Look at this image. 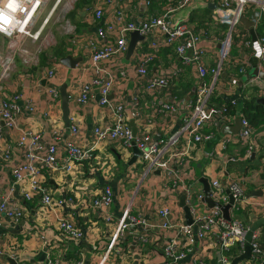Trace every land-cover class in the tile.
<instances>
[{"label":"crops","instance_id":"crops-1","mask_svg":"<svg viewBox=\"0 0 264 264\" xmlns=\"http://www.w3.org/2000/svg\"><path fill=\"white\" fill-rule=\"evenodd\" d=\"M175 2L176 0H151V4H148L146 0H135V2H132V0H111L110 3L102 4L104 17L91 21L90 17H86L83 13L85 5H93V0H87L83 5L80 4L75 12L76 20H79L82 24L77 26L68 18L74 25L71 32L67 33L65 37L54 38L52 42L54 44L57 43L54 49L63 50L65 53L63 55L69 53L73 56L82 57L75 66L68 67L60 62L59 57L63 56L62 54L49 53L46 55L48 51L41 49L44 47L43 44L37 49V51L41 50L42 52L38 54L39 62L33 66L24 65L20 59L16 60L12 74L3 81L0 97L17 90L22 94L21 99H19L20 105L23 107L25 99H32L35 109H24L16 117L17 128L15 130L5 127L1 123L2 118L0 117V128L2 131L0 143L8 144L11 151V157L7 161L0 158V193L8 192L11 189L12 199L16 204L21 205L24 210L23 217L18 221L0 214V234L2 235L0 246L3 247L4 251H7V254L0 256L1 264H9L8 256L14 257L16 264H43L48 256L59 258L63 264H74L80 259L83 260V264L194 263L191 255H187L177 263L167 262L163 243L175 236L176 229L174 227L161 229L150 225L159 218L157 209L162 205H167L169 208V213L166 215L167 219L185 221L184 210L179 205V197L183 194L180 189L170 188L164 181L160 171L156 172V170L144 173L143 168L138 178L133 177V174L131 177L129 175L127 178H123V172L114 173L111 171L109 175L103 174V171L107 169L106 163L104 164L101 157L110 156L111 153L108 149L114 152L117 158L122 159L124 166L134 163L137 159L142 160L141 154H139L134 161L128 163L133 155L131 146H127L130 148V151L126 157L125 148L127 147L120 146L117 141H108L95 149L90 159L76 162L74 168L69 172H56L51 175L43 173L41 179L49 182L50 185L47 184L46 186L52 190L55 198L59 195L63 196L75 193L72 205H64L55 211L43 207L37 195L31 199L23 198L11 174V166L23 158V149L17 143V135L20 129L31 128L39 131L44 141L50 140L53 128L62 129L65 135L68 134V126L63 121L60 101H51L45 92V88L50 82L44 78L45 71L50 67L56 66L51 81L57 85L58 90L60 85L66 83V91L70 96L68 101L69 119L74 116L79 121L83 132V142L88 143L87 141L91 137L92 126L97 122H110L112 118L106 106L99 103L96 88L92 97L85 104L77 103L74 98L79 92L80 87L88 83L94 74V70L90 64V50L87 42L92 40L97 44H104L113 41L114 34H108L106 39H101L97 36L96 30L106 20L114 18V14L118 9H125L127 17L139 22L151 14L162 12L168 3ZM205 8L200 2L193 8L186 6L177 8L172 12L171 16L175 19H182L186 23L196 24L205 16ZM204 22L209 25L208 31L210 35H218L216 27H219V33H221L222 25L215 27V24L209 17ZM239 27L241 32L246 33V31H249L244 23L239 24ZM150 38L151 35L148 34L144 38L137 39L135 47L129 55L126 54V48L123 53L103 63V66L106 70L112 71L117 75L114 87L108 93V98L112 102L123 101L127 104L125 122L134 133H139L142 130L143 124H146L153 139L160 141L175 133L183 125L189 114V111L184 109L183 104L194 97L198 73L195 65L183 63L179 56H175V54H172L167 49V51H162L148 64V75L168 74L170 77L168 89L164 90L163 88L159 91L144 89L145 79L137 73L135 67L139 55L148 51V41ZM73 39H77L78 42L73 41ZM129 39L130 33L128 41ZM204 41L202 42L203 44L211 46L209 52L204 56L205 62L210 68L217 61V43H214L215 40L212 39ZM6 42L7 39L0 34V50L5 48ZM244 51L232 45L227 58V62H229L231 58L236 59L240 55L244 59L249 60V63L245 64L246 67H243V74L239 77L237 76L236 81L233 83L229 82L226 63L211 93L221 95L223 98L227 97L230 101L231 98H236L234 104L230 103L235 107L234 112L231 113L229 110H226V113L234 116L232 118L227 117V119H220L219 117L218 131H216L213 125H205L203 127V132L212 131L214 135L212 134V137L209 139L194 143L190 152L192 176L188 178L187 183L190 184L194 194L200 193L203 196L204 184L200 179L202 176L208 179L210 185L212 178L223 180L226 175L238 176L245 190V200L247 201L238 206L236 210L239 212V215L236 214V217L247 225H250L257 217L264 216V208H255L251 204L252 200L264 199V167L260 165V163L264 164L261 161L264 157V124L256 128L258 140L256 144L258 149H255L256 151L248 157L243 155L244 147L242 144L235 141H229L220 153H212L215 148L217 151L218 147L219 149L221 148L220 142L225 136V133L221 130L222 126L232 125L234 118L241 108V103L238 102L239 91L242 90L240 87L243 86V89L247 88L246 94L253 93L257 97L261 96L258 94L257 89H253L254 86H257L249 84L248 80L254 76L258 84L263 82V80L257 75H245L247 69L251 67V57L254 55L250 52L243 53ZM41 54L46 57L44 62H42L40 57ZM120 71H123L124 74H119ZM138 87H140L141 91ZM138 91L140 92L137 108L140 114L135 115L130 106L133 93H137ZM187 96L188 98H186ZM175 99L181 101L177 110H166L165 103H174ZM222 106H224V103L221 106L212 104V107L215 108ZM226 135L233 138V135L228 134V132H226ZM234 155L237 157L235 160L227 161L229 156ZM100 168L103 170H99ZM125 179L126 183L124 182ZM124 183L127 186L130 185L132 188L126 190L123 185ZM106 184L114 191V199L110 207L112 220L121 217L124 208L128 207L130 214L144 217L149 226L148 228L145 227L146 223L134 224L135 227H131L132 224L129 225L123 234L119 251L112 250L109 252L108 257L104 258V253L111 237V221H105L95 209L89 206L88 203H85L81 198V193L84 190L98 189ZM227 190L228 188H224L225 194L229 198ZM197 207L200 210L203 208L207 209L208 205L205 201H202L197 202ZM246 214L248 215L246 216ZM62 215L72 216L84 230V236L81 240L77 241L78 243L64 237L56 229V217ZM113 223L115 222L113 221ZM262 225L256 228L260 237L264 233ZM263 244L260 245L264 251ZM194 252L201 254L204 259L216 260L220 256L221 251L216 247L204 249L201 245L197 244L194 247ZM239 253L241 251L236 246H233L230 251H225L223 254L232 260ZM244 260H248L249 264H255L250 261V257ZM241 261L236 264H239Z\"/></svg>","mask_w":264,"mask_h":264},{"label":"built area","instance_id":"built-area-1","mask_svg":"<svg viewBox=\"0 0 264 264\" xmlns=\"http://www.w3.org/2000/svg\"><path fill=\"white\" fill-rule=\"evenodd\" d=\"M210 1L215 2L213 8L208 7ZM48 2L49 0H0V34L7 39L5 48L0 50V91L3 81L12 74L17 59H20L24 65H32V62L38 60V55L32 51V47L27 44V41L34 42L40 37L44 25L60 0H54L48 14L33 29L40 12ZM110 2L111 0H93L92 6L85 5L83 7V13L86 17H90L91 21L102 19L104 17L102 4ZM200 2L204 7L210 9V20L215 25L224 27L223 36H220L221 33L212 36L196 31L194 24L186 23L182 19H175L171 16L177 8L184 6L193 8ZM124 10L118 9L114 18L106 20L103 25L97 27L96 33L99 38L106 39L108 34L112 33L114 34L113 41L104 44H97L92 40L87 42L90 50V64L94 74L88 83L80 87L79 92L74 97L77 103L85 104L92 97L96 88L98 101L105 105L110 112L111 121L95 123L92 126L88 143L83 142L82 127L74 116L70 117L68 134L65 135L62 129L53 128L49 141H44L39 131L31 128L20 129L17 135V143L23 149V158L11 166L12 177L23 198L31 199L37 195L43 207L55 211L64 205H72L75 193L59 195L55 198L52 190L41 179L43 173L51 175L56 172H69L74 168L76 162L90 159L92 152L108 141H117L122 147L131 146L133 141L142 151L140 156L144 164L143 172L147 173L158 169L170 188L180 189L183 192L185 202L188 204L192 215V222L186 223L183 220L167 219L166 215L169 213L167 205H162L157 209L159 218L150 225L161 229L171 227L176 229L175 236L163 243L167 262L177 263L187 255H191L194 260L193 264H230L231 259H228L229 257L227 258L223 253L230 251L233 246L242 252L246 243L245 235L249 225L233 216V212L238 206L247 201L245 200V190L238 176L226 175L223 180L212 178L210 181L211 196L217 203L207 209L200 210L197 207V202H200L202 194H194L190 184L187 183L188 178L192 176L190 152L194 143L212 137V131H202L205 125H213L218 131L219 117L220 119H227V117L232 118L234 116L226 113L227 107L225 105L215 108L209 104L211 93L219 79L222 68L227 63L231 46L235 43L240 49L245 50L243 53L250 52L253 54L257 59L258 67L264 70V0H176L175 3H168L163 11L157 15H150L139 22L127 17ZM242 16L253 22L256 39H252L249 31L246 33L240 31L239 24L243 23L241 21ZM66 22L65 32L70 33L74 25L68 17H66ZM260 24L262 25V33H257ZM133 30H138L144 37L148 34L151 35L148 41V51L139 55L135 67L137 73L145 79L144 89L157 91L163 88L164 90L168 89L170 83L168 74L148 75V64L158 56L159 49L164 46L174 44L176 55L183 63L195 65L198 73L194 97L183 104L184 109L189 111L183 125L175 133L160 141L153 139L146 124H143L139 133H134L125 122L127 104L123 101L112 102L108 98V93L114 87L117 75L106 70L103 63L126 50L129 33ZM211 39L217 43V61L214 66L209 68L204 56L209 52L211 46L202 42ZM73 41L78 42L77 39H73ZM254 41H259L260 44L261 53L259 57L253 48ZM242 62L245 65L249 63V60L243 57ZM55 68L56 66L50 67L44 73L45 80L50 81L45 92L51 101H60L58 87L51 81ZM208 69H210L209 79L206 78ZM119 74H124V72L120 71ZM262 80L263 82L260 84L256 83L255 76L248 80L249 84L257 86L259 95H261L260 90L264 89V79ZM234 81H236L234 76L229 77V82L233 83ZM138 89L140 90V87ZM140 91L132 95L130 107L135 115L140 114L137 108ZM21 97L22 94L17 90L0 97V117L4 120L5 127L10 130L17 128L16 117L24 109H35L32 99H25L22 107L19 103ZM235 102L236 98H231L230 103L234 104ZM180 103L179 99H175L174 103H165V108L169 111H175ZM237 115L241 120L238 132L228 133L233 135V138L225 133L220 142L221 148L218 147V151L215 148L213 154L220 153L229 141L241 143L244 147L243 155L246 157L258 149L256 128L240 112V109ZM0 138H2L1 128ZM10 157L9 145L0 143V158L7 161ZM236 158V155L229 156L227 161ZM261 161L264 162V157ZM101 170L103 169L101 168ZM104 172L108 174L107 170ZM224 188H228L233 197L230 218L223 215L219 204L228 201ZM81 198L95 209L105 221L115 222L111 229V237L104 258H107L112 250L119 251L123 234L129 225L147 224L144 217L130 214L128 207L124 208L121 217L112 220L110 207L114 199V191L108 184L98 189L84 190L81 193ZM251 204L255 208L262 209L264 208V199L252 200ZM0 214L14 221H18L24 215L23 207L16 204L12 199L11 189L8 192L0 193ZM55 225L64 237L74 242L81 240L85 233L72 216H57ZM1 236L0 234V239ZM197 244L204 249L207 247L218 248L221 251L220 256L216 260L204 259L201 254L194 252V247ZM250 245V261L255 264H264V251L259 242V232L256 229L252 232ZM4 254H7V251H4L3 247L0 246V256ZM43 264L63 263L59 258L48 256ZM74 264H83V260H77Z\"/></svg>","mask_w":264,"mask_h":264},{"label":"water","instance_id":"water-1","mask_svg":"<svg viewBox=\"0 0 264 264\" xmlns=\"http://www.w3.org/2000/svg\"><path fill=\"white\" fill-rule=\"evenodd\" d=\"M214 6H215V2H211V1L208 2L209 8H213ZM241 21L248 27L252 39H256V33H255L254 28H253V22L245 16L241 17ZM140 38H144V35L140 34L138 32V30H133L130 32V39L128 41L127 50H126L127 55H129L133 51V49L135 47L136 40L140 39ZM81 58H82L81 56H73V55L68 53L66 55L59 57V61L64 63L68 67H73V66H75V64L79 60H81ZM251 61H252L251 70L250 71L247 70L245 75L246 76L257 75L260 78L264 79V70L260 69L258 67L256 57L255 56L251 57ZM59 91H60V103H61L60 105H61L63 121H64L66 126H69L70 119H69L68 101H69L70 96L66 91V83H63L62 85H60ZM237 97H238V95H237ZM186 98H188V96ZM256 102L264 105V96L263 95L258 96L256 98ZM1 123L4 124L3 119H1ZM240 126H241V120H240L239 115H237L234 118L232 125H224V126H222L221 130L223 133H226V132L237 133ZM131 147L133 149V155H132L131 159L128 161V163H131L132 161H134L135 158L139 154H141V152H142L141 149H139L134 144L133 141H132ZM158 171L159 170L157 169L156 172H158ZM200 179L204 184L203 196L201 197L200 202L205 201L207 203L208 207H210V206L216 204L217 201H215L211 196L212 190H211L208 179L204 176H202ZM227 191L229 193L228 201L226 203H219V204H220L223 215L226 218H230V207H231V204L233 202V197H232V194L229 192V190H227ZM179 205L182 206V208L184 210L185 222L191 223L192 222V215H191L190 208H189L188 204L185 202V195L184 194H181L179 197ZM261 224H264V216H259L251 222V224L249 225V228L246 232V235H245L246 243L244 245L243 251L241 253H239L238 255L234 256L232 258L230 264H236L239 261L250 257V254H251V245H250L251 235H252L253 230H255L257 227H259ZM148 226H149L148 224L145 225V227H147V228H148ZM131 227H135V225L132 224ZM7 259L9 260V264H16V259L14 257L8 256Z\"/></svg>","mask_w":264,"mask_h":264},{"label":"rangeland","instance_id":"rangeland-1","mask_svg":"<svg viewBox=\"0 0 264 264\" xmlns=\"http://www.w3.org/2000/svg\"><path fill=\"white\" fill-rule=\"evenodd\" d=\"M76 1L77 0H60V2L57 4L53 12L50 14L48 21L44 25V29L41 32L40 37L34 42L27 41V44L30 47H32V51H35L37 55L41 52V50L37 51V49L42 44L44 45L45 48L43 47L41 49L48 51L46 52V55L49 53L54 54V47L57 46L56 45L57 43L56 44L52 43L53 39L54 38L59 39L60 37H65V35L67 34L65 32V26H67L66 16L68 17V13L70 10H73V12H75L76 8H78V6L76 8H73ZM53 2L54 0H49V2L45 4V6L43 7L42 11L40 12L38 16V19L33 29L36 28L42 22L43 17H45L48 14ZM77 4H79V1L77 2ZM71 19L74 21V17H70V20ZM38 62H39V59L36 62H32L31 66H33L34 64ZM247 70L250 71L251 67H249ZM260 94L264 95V89L260 90ZM115 144L117 145V143ZM125 150H126L125 156L127 157L129 154L130 148L127 147L125 148ZM108 151L111 153L110 156L101 157L102 158L101 160L104 162V164L106 163L105 166H106L107 173H108L107 175H109V173L113 171L114 173L123 172L124 174L123 178H127V176L129 175H130L129 177H131L132 174H133V177H136V178L139 177L141 170L144 168V164L141 159H137L134 163L129 164L127 166L125 165L126 166L125 167L122 159L117 158V156H115V153L112 152L110 149H108ZM99 170H101V168ZM103 174L105 175L104 171H103ZM124 182L126 183V179L124 180ZM125 183L123 185L126 188V190H130L132 187L130 185L127 186ZM236 214L239 215V212L237 210H235L233 215L236 216ZM111 224H112L111 227L113 228L114 227L113 221H111ZM239 264H249V261L242 260Z\"/></svg>","mask_w":264,"mask_h":264},{"label":"trees","instance_id":"trees-1","mask_svg":"<svg viewBox=\"0 0 264 264\" xmlns=\"http://www.w3.org/2000/svg\"><path fill=\"white\" fill-rule=\"evenodd\" d=\"M78 1H79V4H77ZM146 1H147L148 4H151V0H146ZM85 2H87V0H77L75 2V4H74L73 8H76L80 4L83 5ZM132 2H135V0H132ZM75 12H76V10H75ZM75 12H73V10H70L69 13H68V18L70 19V17H74V21L72 19H71V21L78 26V25H80L82 23L79 20L75 19ZM204 12H205V16L203 17L204 19L202 18L198 23L194 24V28H195L196 31H201V32L209 34V31H208L209 30V25L207 23H205L204 21L209 17L210 9L208 7H206ZM151 15L154 16V15H157V14L154 13V14H151ZM261 24L257 28V33H262V25ZM214 26L216 27L217 25H214ZM216 30L219 33V30H220L219 27H216ZM223 30L224 29L222 27L220 36H223ZM233 45L236 46L237 48H239L235 43ZM167 49L169 51H171L172 54H175V56H176V51H175V48H174V44L161 47L159 49V51H158V55L164 50L167 51ZM248 50H250V49H248ZM56 53H59L60 55L61 54L62 55L65 54L63 52V50H59L58 48L54 49V54H56ZM40 57L42 59V62H44L46 57L42 56V54L40 55ZM238 57L239 58H236V59L231 58L230 59L231 61L227 62V68L228 69L226 71H227L228 77L234 76L235 78H237V76L239 77V76H241L243 74L242 67H246V66L243 65V62H242L243 57L240 56V55H238ZM209 76H210V69H208L206 78L209 79ZM240 88H242V90L239 91V98H238L239 99L238 102L241 103L240 112H242L245 115V117L248 118V120L250 121V123H251V125L253 127L257 128L260 125H263L264 124V105L261 104V103L256 102V98H257L256 94H253V93L246 94V92H247L246 89L247 88L243 89V86L240 87ZM253 89L255 90L256 87L254 86ZM223 103L227 107V110H229L231 113L234 112L233 110H234L235 107L232 104H230V100L227 99V97L223 98L221 95L211 94V97L209 99V104L211 106H212V104L215 105V106H221V104H223ZM260 165H262L264 167L263 163H260ZM44 183H45V185H47V184L50 185L49 182H47V180H45ZM247 215L248 214H246V216ZM262 226L264 227V224ZM259 242H260V244L264 243V233H263V235L261 237L259 236ZM75 245L79 246L78 244H75ZM70 256H72V255H70Z\"/></svg>","mask_w":264,"mask_h":264},{"label":"clouds","instance_id":"clouds-1","mask_svg":"<svg viewBox=\"0 0 264 264\" xmlns=\"http://www.w3.org/2000/svg\"><path fill=\"white\" fill-rule=\"evenodd\" d=\"M253 48H254V50H256L257 56L259 57V55L261 53V48H260L259 41H254L253 42Z\"/></svg>","mask_w":264,"mask_h":264}]
</instances>
